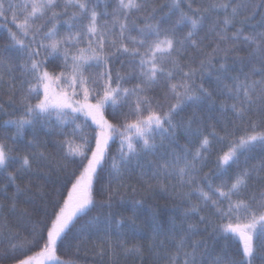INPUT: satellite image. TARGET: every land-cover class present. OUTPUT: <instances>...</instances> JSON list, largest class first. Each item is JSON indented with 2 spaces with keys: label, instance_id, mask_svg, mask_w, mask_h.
Returning <instances> with one entry per match:
<instances>
[{
  "label": "snow or ice",
  "instance_id": "1",
  "mask_svg": "<svg viewBox=\"0 0 264 264\" xmlns=\"http://www.w3.org/2000/svg\"><path fill=\"white\" fill-rule=\"evenodd\" d=\"M0 29V264H264V0H0Z\"/></svg>",
  "mask_w": 264,
  "mask_h": 264
},
{
  "label": "trees",
  "instance_id": "2",
  "mask_svg": "<svg viewBox=\"0 0 264 264\" xmlns=\"http://www.w3.org/2000/svg\"><path fill=\"white\" fill-rule=\"evenodd\" d=\"M257 3H259V0H257ZM9 27H11L10 24ZM6 43H7V36L3 32V30L0 29V49L5 47ZM0 98L3 99L5 105L7 106L8 97L4 95L3 91H0ZM12 111L13 110L11 108H8V112L10 115L0 116V123H2V121L5 119H15L16 116L11 115ZM5 134H9V133H5V131L2 128H0V135H5ZM26 135L29 139H31V135L27 131H26ZM41 139H47V137L41 134ZM153 202L158 204L161 209L169 212L174 211L179 207L178 201H174L171 197L165 198L162 195H158L156 200ZM141 243H145V242H141ZM143 260L145 264H152L150 255L147 252H145ZM79 264H111V260L108 257L101 258L100 256L94 255L91 251H88L87 253L80 254ZM120 264H141V262L139 260L129 261V260L121 259ZM257 264H259V262H257Z\"/></svg>",
  "mask_w": 264,
  "mask_h": 264
}]
</instances>
